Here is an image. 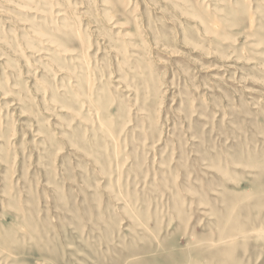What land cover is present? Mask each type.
Returning a JSON list of instances; mask_svg holds the SVG:
<instances>
[{
    "label": "rangeland",
    "instance_id": "374dc122",
    "mask_svg": "<svg viewBox=\"0 0 264 264\" xmlns=\"http://www.w3.org/2000/svg\"><path fill=\"white\" fill-rule=\"evenodd\" d=\"M0 264H264V0H0Z\"/></svg>",
    "mask_w": 264,
    "mask_h": 264
},
{
    "label": "bare ground",
    "instance_id": "6f19581e",
    "mask_svg": "<svg viewBox=\"0 0 264 264\" xmlns=\"http://www.w3.org/2000/svg\"><path fill=\"white\" fill-rule=\"evenodd\" d=\"M15 22V21H14Z\"/></svg>",
    "mask_w": 264,
    "mask_h": 264
}]
</instances>
